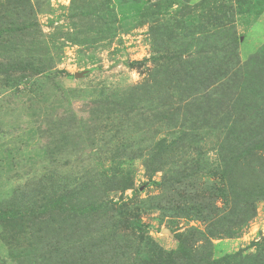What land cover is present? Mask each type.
I'll return each instance as SVG.
<instances>
[{
	"label": "rangeland",
	"instance_id": "374dc122",
	"mask_svg": "<svg viewBox=\"0 0 264 264\" xmlns=\"http://www.w3.org/2000/svg\"><path fill=\"white\" fill-rule=\"evenodd\" d=\"M0 264H264V0H0Z\"/></svg>",
	"mask_w": 264,
	"mask_h": 264
}]
</instances>
